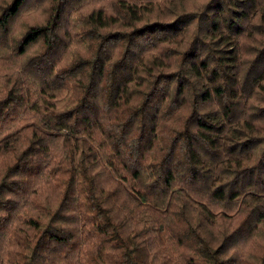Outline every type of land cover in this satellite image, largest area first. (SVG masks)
Masks as SVG:
<instances>
[{"label":"trees","instance_id":"trees-1","mask_svg":"<svg viewBox=\"0 0 264 264\" xmlns=\"http://www.w3.org/2000/svg\"><path fill=\"white\" fill-rule=\"evenodd\" d=\"M0 264H264V0H0Z\"/></svg>","mask_w":264,"mask_h":264}]
</instances>
